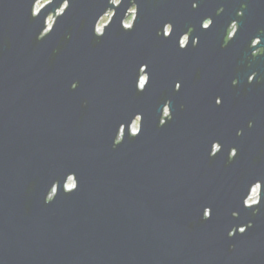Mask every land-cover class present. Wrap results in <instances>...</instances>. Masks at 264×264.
Returning <instances> with one entry per match:
<instances>
[{"label": "water", "instance_id": "1", "mask_svg": "<svg viewBox=\"0 0 264 264\" xmlns=\"http://www.w3.org/2000/svg\"><path fill=\"white\" fill-rule=\"evenodd\" d=\"M37 2L0 0V264H264V0Z\"/></svg>", "mask_w": 264, "mask_h": 264}, {"label": "rangeland", "instance_id": "2", "mask_svg": "<svg viewBox=\"0 0 264 264\" xmlns=\"http://www.w3.org/2000/svg\"><path fill=\"white\" fill-rule=\"evenodd\" d=\"M48 1H49V0H38L37 5L35 6V8H36L37 10H39V8H40L41 6H43V5H44L46 2H48ZM118 1H119V0H115V2H118ZM65 5H66V3H64L63 7H61V8L58 9V12H60L62 9H64V6H65ZM132 10H133V11H131V12L127 15V17H126V20H125V23H126V24H132V22H133V19H134V16H135V12H134L135 8L133 7ZM112 13H113V10H109L106 14H104V15L102 16V18L100 19V21H99V23H98V28L100 27V30H99V31H103V29H104V24H106V23L110 20ZM53 20H54V15L51 14V15L48 17V19H47V21H48V25H51V24L53 23ZM232 29H233V31H234V30L236 29V25H234V26L232 27ZM231 32H232V31H231ZM187 40H188V37H187V35H185V36L183 37V39H182V43H183V44L186 43ZM138 126H139L138 121H135L134 124H133V128L137 129ZM260 187H261L260 184L255 185V187H254L255 190H253V192L251 193V196L249 197L248 202H253V201H258V200H259V197H260Z\"/></svg>", "mask_w": 264, "mask_h": 264}, {"label": "flooded vegetation", "instance_id": "3", "mask_svg": "<svg viewBox=\"0 0 264 264\" xmlns=\"http://www.w3.org/2000/svg\"><path fill=\"white\" fill-rule=\"evenodd\" d=\"M207 24H205V25H208L209 24V22H206ZM236 28H237V26H236ZM232 31V32H231ZM231 31H229V32H231L230 34L231 35H233L235 32H236V29L233 31V29H231ZM187 35V34H186ZM187 37H188V35H187ZM257 40H259V39H257ZM257 40L254 42V43H257ZM258 50H259V48L258 49H256L255 51H253V52H258Z\"/></svg>", "mask_w": 264, "mask_h": 264}, {"label": "snow or ice", "instance_id": "4", "mask_svg": "<svg viewBox=\"0 0 264 264\" xmlns=\"http://www.w3.org/2000/svg\"><path fill=\"white\" fill-rule=\"evenodd\" d=\"M71 87H72L73 89H75V88H76V85H75V84H72ZM177 87H179V85H177ZM70 187H71V186H70ZM77 188H78V187H77ZM77 188H76V189H77ZM76 189H75V190H76ZM71 192H72V191H71ZM241 231H244V230L241 229Z\"/></svg>", "mask_w": 264, "mask_h": 264}, {"label": "bare ground", "instance_id": "5", "mask_svg": "<svg viewBox=\"0 0 264 264\" xmlns=\"http://www.w3.org/2000/svg\"><path fill=\"white\" fill-rule=\"evenodd\" d=\"M98 30H100V27L98 28ZM253 190H255V188H253ZM253 190H252V192H253Z\"/></svg>", "mask_w": 264, "mask_h": 264}, {"label": "built area", "instance_id": "6", "mask_svg": "<svg viewBox=\"0 0 264 264\" xmlns=\"http://www.w3.org/2000/svg\"><path fill=\"white\" fill-rule=\"evenodd\" d=\"M134 130H137V129L134 128ZM254 187H255V186H254ZM248 199H249V198H248Z\"/></svg>", "mask_w": 264, "mask_h": 264}]
</instances>
